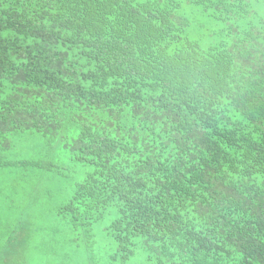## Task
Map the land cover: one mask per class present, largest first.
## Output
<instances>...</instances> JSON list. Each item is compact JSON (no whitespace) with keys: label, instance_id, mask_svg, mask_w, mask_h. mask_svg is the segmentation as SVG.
Here are the masks:
<instances>
[{"label":"trees","instance_id":"1","mask_svg":"<svg viewBox=\"0 0 264 264\" xmlns=\"http://www.w3.org/2000/svg\"><path fill=\"white\" fill-rule=\"evenodd\" d=\"M259 1L0 0V170L60 176L7 158L10 137L68 135L93 170L59 210L113 214L111 259L264 264Z\"/></svg>","mask_w":264,"mask_h":264},{"label":"rangeland","instance_id":"2","mask_svg":"<svg viewBox=\"0 0 264 264\" xmlns=\"http://www.w3.org/2000/svg\"><path fill=\"white\" fill-rule=\"evenodd\" d=\"M257 7L264 17V0ZM60 135L64 137L65 133ZM66 140L56 144L55 139L29 132L10 137L12 156L7 158L28 162L42 158L45 162H55L61 175L44 174L31 168L25 176L0 170V186L4 189L0 194V260L4 259L10 243L14 245L18 241L7 243L11 230L10 236L24 231L18 244L26 239V249L15 254L14 259L18 260L12 264H149L146 253L139 248L124 262L109 257L119 253L106 231L113 214H105L92 222V212H89L88 220L73 222L70 221L72 213L59 210L74 196L76 184L93 170L91 165L72 159L68 135Z\"/></svg>","mask_w":264,"mask_h":264}]
</instances>
